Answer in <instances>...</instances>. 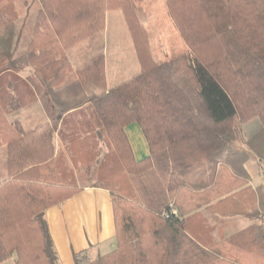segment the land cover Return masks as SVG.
Instances as JSON below:
<instances>
[{
  "label": "trees",
  "instance_id": "16d2710c",
  "mask_svg": "<svg viewBox=\"0 0 264 264\" xmlns=\"http://www.w3.org/2000/svg\"><path fill=\"white\" fill-rule=\"evenodd\" d=\"M141 1L0 0V263L59 264L45 212L97 186L111 192L117 246L94 259L77 253L76 264H264V222L212 243L194 231L206 206L264 214V191L259 207L244 167L252 152L264 170V0H166L188 46L166 61L153 55ZM22 8L34 22L18 56ZM114 10L141 70L108 88L103 55L75 69L66 52L103 31ZM26 68L33 75L22 76ZM39 100L48 120L30 129L9 120ZM86 103L99 129L57 151L64 114ZM253 119L261 127L244 138ZM132 123L148 142L141 159L126 133Z\"/></svg>",
  "mask_w": 264,
  "mask_h": 264
},
{
  "label": "crops",
  "instance_id": "0c3cea01",
  "mask_svg": "<svg viewBox=\"0 0 264 264\" xmlns=\"http://www.w3.org/2000/svg\"><path fill=\"white\" fill-rule=\"evenodd\" d=\"M121 11H110L106 15V27L102 33H99L91 38L95 40L100 35L103 36L104 43H101L98 51H93L92 48L86 52L91 51L86 64L72 65L75 69L83 68L90 64L99 56L103 55L106 65V80L108 88L116 86V80H109V67L111 73L128 72L129 75H136L140 72L141 67L138 58L127 59L125 54L116 50L115 54L109 52L105 41H115V33L108 31L109 23L119 20ZM168 12V9H167ZM172 20V19H171ZM173 22V21H172ZM89 39V38H88ZM87 39V40H88ZM87 40L79 43L77 46L83 48ZM114 43H112V47ZM93 47V46H92ZM85 48V47H84ZM73 48L69 49V53ZM187 47L184 49L186 50ZM117 55L118 58L110 59L109 55ZM111 56V55H110ZM80 57L79 62H83ZM137 57V54H136ZM70 58V57H69ZM71 60V59H70ZM137 60V61H136ZM84 63V62H83ZM81 65V66H80ZM21 75L28 77L32 73L31 68L22 70ZM129 79V78H128ZM112 82V83H111ZM28 112L24 113V108L12 111L9 114V120H21L25 128L30 129L38 123L48 120L49 115L42 107L39 101L31 106ZM261 127L258 119H253L247 123L242 124V134L244 138L253 135ZM96 116L91 110L90 104L86 103L64 114L61 119L59 129L56 133L55 143L57 151L64 149L68 153L67 144L70 136L75 133L90 132L98 130ZM126 133L129 142L133 148L135 157L137 159L144 158L149 154V146L143 130L137 123L129 124L126 127ZM248 151L246 144L238 145ZM7 146H0V181L7 175ZM244 167L249 175V180L245 187H252L255 189L258 201L257 205L260 207V201L264 191V170L261 168L259 159L252 152L250 157L244 162ZM111 192L103 187L85 186L81 191L66 199L59 205L48 208L45 212V217L49 225L51 238L53 239L55 251L59 257V264H76L75 255L84 252L91 259L99 255L106 254L114 250L117 246L116 240V225L114 218V210ZM200 213H203L206 223L201 224L194 229V231L202 236L208 243L215 242L223 237H229L232 234L245 229L253 223L264 222V214L257 219L246 217L241 214L225 215L224 213L216 212L209 207L201 208ZM0 264H16V257L12 256L10 259Z\"/></svg>",
  "mask_w": 264,
  "mask_h": 264
},
{
  "label": "rangeland",
  "instance_id": "374dc122",
  "mask_svg": "<svg viewBox=\"0 0 264 264\" xmlns=\"http://www.w3.org/2000/svg\"><path fill=\"white\" fill-rule=\"evenodd\" d=\"M139 5L143 8L145 13L146 28L149 33L150 45L153 55L157 61L169 60L170 57H172L173 55L188 50V46L186 45L185 41L180 35L181 33L178 27L175 25V22L171 18L169 11L167 12L168 6L166 0H142L139 3ZM114 11H118V10H114ZM20 15L21 18L17 22V30H18V35L21 33L20 34L21 37L19 40L20 42L18 44L17 53L15 54L18 56H20L24 52L27 46L34 22L33 19L32 20L24 19L25 16L24 8L21 9ZM119 15H120L119 20H116L112 23L110 22L108 29V31L114 32L116 34L115 35L116 40L115 41L107 40L105 41V44L109 43V45H107V48L111 53L115 54L116 50H118L119 52L125 54L126 56L125 58L127 59H133V58L137 59L134 41L133 38L131 37V33L126 24L127 22L125 20L124 14L120 12ZM103 31H101L100 33H102ZM92 37H90L89 39L87 38L88 40L86 39L87 42H85L86 43V45L84 46L85 48L84 47L81 48L80 46H77L78 45L77 44L76 46L72 47L73 49L71 50V52H68L70 57L69 60L71 59L70 61L73 62V65L80 63L86 64L85 60L89 58L90 54L93 51H98L99 47H101V43H104V40L102 38L103 36L100 35L99 38L97 37L93 41L91 40ZM112 43H114L113 47H112ZM186 47L187 49L184 50ZM86 48L87 50L92 48L93 51L91 50L92 52L91 51L86 52ZM114 54H110L111 56L109 55V58L110 59L118 58V56ZM83 56H86L85 59L81 58V60L84 63L79 62L78 61L80 60L79 58ZM111 70H112L111 67H109V73H108L109 80L110 81L116 80L117 82L116 84H120L133 76V75H129L130 74L129 71L111 73ZM31 74L33 75V72ZM29 109L30 108H24L23 112L26 113L29 111Z\"/></svg>",
  "mask_w": 264,
  "mask_h": 264
},
{
  "label": "built area",
  "instance_id": "2783aa9c",
  "mask_svg": "<svg viewBox=\"0 0 264 264\" xmlns=\"http://www.w3.org/2000/svg\"><path fill=\"white\" fill-rule=\"evenodd\" d=\"M173 213H174V214H176V213H177V211H176V210H174V211H173Z\"/></svg>",
  "mask_w": 264,
  "mask_h": 264
}]
</instances>
